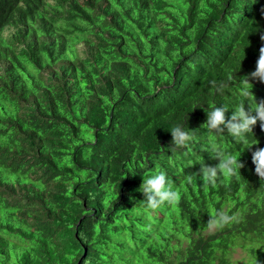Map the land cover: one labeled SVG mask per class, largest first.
I'll return each mask as SVG.
<instances>
[{
    "label": "trees",
    "instance_id": "16d2710c",
    "mask_svg": "<svg viewBox=\"0 0 264 264\" xmlns=\"http://www.w3.org/2000/svg\"><path fill=\"white\" fill-rule=\"evenodd\" d=\"M261 36L264 0H0V264H264L261 122L246 142L201 128L242 77L245 110L264 102ZM213 145L244 167L189 183ZM157 170L179 198L150 210ZM217 210L232 219L208 231Z\"/></svg>",
    "mask_w": 264,
    "mask_h": 264
},
{
    "label": "clouds",
    "instance_id": "9594fccd",
    "mask_svg": "<svg viewBox=\"0 0 264 264\" xmlns=\"http://www.w3.org/2000/svg\"><path fill=\"white\" fill-rule=\"evenodd\" d=\"M261 40L264 41V36H261ZM251 76L264 83V46L259 49L256 69L251 73ZM233 83H236L234 78ZM238 84L241 86V95L244 99L234 108L231 117L226 118L225 113L228 111L226 107H213L210 110H206L207 120L201 125V128L206 129L207 133L216 134H223L226 129L228 135L232 136L235 141L246 142V134L252 132L253 126L257 124V121L261 122V129L264 130V102L257 103L254 97V105L249 103L250 107L246 111L244 101L247 99L249 102V97L253 96L251 91L252 84L249 83L247 76L242 77ZM212 86L219 92H223L226 88L223 82L218 85L213 81ZM170 133L172 136L171 145H175L177 148L186 147L193 138L190 131L184 130L179 125L171 128ZM258 143L259 141L254 144ZM210 154L211 158L218 160L219 163L215 166H209L205 163L200 165L199 172L187 175L186 179L189 183L194 178L199 177L205 185H215L218 174L231 177L237 175V170L244 167L236 155L218 150L214 145ZM252 163L255 165V174L261 181H264V148H257L252 152ZM137 191L144 196V199L139 203L150 210H156L166 203L172 204L179 198V194L174 190L167 174L159 170L149 176H144ZM130 199L134 200L135 198L130 197ZM209 217L206 227L210 231L223 228L232 219L231 216L222 210L209 214Z\"/></svg>",
    "mask_w": 264,
    "mask_h": 264
},
{
    "label": "rangeland",
    "instance_id": "374dc122",
    "mask_svg": "<svg viewBox=\"0 0 264 264\" xmlns=\"http://www.w3.org/2000/svg\"><path fill=\"white\" fill-rule=\"evenodd\" d=\"M208 231H210V230H208ZM232 257L234 260V264H242V262L244 260L243 258H245V252L242 249L237 248V250H235L233 252Z\"/></svg>",
    "mask_w": 264,
    "mask_h": 264
},
{
    "label": "bare ground",
    "instance_id": "6f19581e",
    "mask_svg": "<svg viewBox=\"0 0 264 264\" xmlns=\"http://www.w3.org/2000/svg\"><path fill=\"white\" fill-rule=\"evenodd\" d=\"M180 215V214H179Z\"/></svg>",
    "mask_w": 264,
    "mask_h": 264
}]
</instances>
